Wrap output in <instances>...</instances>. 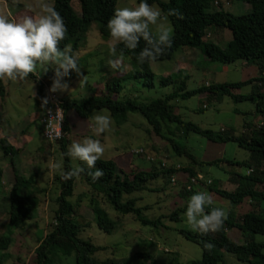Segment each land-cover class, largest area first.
Listing matches in <instances>:
<instances>
[{
	"label": "rangeland",
	"instance_id": "obj_1",
	"mask_svg": "<svg viewBox=\"0 0 264 264\" xmlns=\"http://www.w3.org/2000/svg\"><path fill=\"white\" fill-rule=\"evenodd\" d=\"M52 1L48 0L49 3ZM227 3L222 0L221 7L210 5L206 10L221 9L235 15L247 13L250 10V5L241 0H228ZM138 4L134 0H116L115 8H134ZM35 5L36 0H0V13L11 19L15 12L23 10V8L28 9V6L39 11ZM71 6L74 12L79 13L77 0H72ZM150 6L158 8L154 4ZM162 16L166 17L164 14ZM166 23L170 25L168 19H166ZM150 27L154 32V26ZM206 32L210 33V36L205 35L203 39L213 42L221 48L231 38V32L226 28L211 26ZM111 43V37H102L97 30V24L91 22L84 33L83 43L77 50L78 65L82 75L77 76L76 74L69 80L63 78L61 82L67 81L68 89L48 93L49 96L54 95L58 99L69 102L79 101L89 96H100L103 93L104 79L115 76L121 78L122 86L121 91L114 96L116 100H131L145 104L156 98H163L173 91L174 85L161 86L158 84L159 79L167 75L177 80L186 79V90L202 88L206 83L243 81L259 75L257 66L252 62L244 60H236L231 63L211 62L199 50L182 46L172 53L170 59L149 64L153 73L154 85L148 89L143 87L140 81L131 77L130 74L134 70V66L127 56L124 55L123 61L127 66V71L111 69L108 61L119 56V54L116 56L111 54L109 48ZM56 66L55 63L44 65L38 63L35 73L32 74L36 75L37 77H35L40 81L53 82L50 74L54 77ZM83 76L86 78V82L81 86L80 79ZM3 83L5 93L0 99V138L7 136L9 141L16 145L17 154L15 158L13 157V162L15 160L14 165L20 173L25 177L34 173V177L23 191L30 197L32 218L25 221L20 228L7 227L6 188L11 184L8 182L11 178L8 169L10 164L8 157L3 156L0 149V168L5 173L2 179L3 190L0 192V235H9L11 238L8 248L0 249V255H5L2 264H32L34 248L52 225L53 210L56 207L54 198L59 190L54 177L62 170L63 155L58 143L45 140L39 129L36 128L37 107L36 98L33 95L35 92L34 80L28 76L24 80L15 82L3 80ZM256 85L257 82L253 81L242 86L238 92L249 94L256 89ZM217 98L208 97L207 93L199 92L187 98L177 97L170 100L169 103L173 106V113L178 115L181 120L191 122L203 129H210L214 134H222L220 131L225 130V134L240 135L243 132L247 135L264 119V112L262 115L254 112L255 103L251 100L235 102L226 95ZM96 114L110 116L106 109L93 111L88 118L78 116L73 109H68L65 112L63 121L68 127L66 150L68 152L73 142H82L85 138L99 140L105 148L104 155L100 159L114 161L116 172L120 175L121 172L128 173L136 168L149 170L152 164L159 169V161L166 165L177 163V165L185 166L188 164L196 169L202 177L204 175V181L214 180L221 189L231 191L234 189L233 183L229 179L231 172L245 175L249 170L246 164L235 165L227 162H247L250 158V153L234 142H212L194 132L185 134L181 127L174 124L162 123V134L172 137L198 161L222 159L217 165L193 164L186 156L175 155L167 141L153 133H147L145 121L139 113L128 112L127 120L120 124H117L110 116V130L100 135L93 131L92 117ZM146 156H152L153 161L148 162L145 159ZM56 163L61 165L59 169L52 167ZM69 164L72 168L87 167L83 162L71 157H69ZM262 167L264 168V164ZM6 173H8L7 176ZM173 176L176 181L178 180L174 184L166 183L164 181L166 178L160 174L156 178L146 181L142 189L121 196L122 202L127 199H135V206L140 208L143 218L156 221L161 217L153 225L141 223L130 213L125 215L117 213L109 204L105 203L101 195L89 189L81 176L75 177L72 195L68 200L73 203V217L80 222L88 223L80 228L78 237L89 241L95 248V251L90 254L93 260L109 259L114 264H187L200 257V249L177 232L178 229L193 230L187 223L186 211L179 214L177 221L169 220L167 215L175 208L183 207L185 203H188L189 198L198 192L211 195L213 199L211 208H223L228 214L227 217L231 219H235L250 208V203L246 199L240 204H232L207 187L181 197L178 194L182 188L181 182L187 176L181 171L175 172ZM260 205L261 209H264V204ZM96 208L101 209L106 217L114 222L115 228L111 233H104L96 226L93 220ZM225 233L236 244L244 242L241 232L236 228L226 229ZM253 238L254 241L264 245V233L255 234ZM262 252H264V247ZM136 253H145L147 257L138 256ZM73 259L71 254L62 258L61 263L71 264ZM223 259L226 264H247L238 260L232 253L223 252Z\"/></svg>",
	"mask_w": 264,
	"mask_h": 264
},
{
	"label": "trees",
	"instance_id": "obj_2",
	"mask_svg": "<svg viewBox=\"0 0 264 264\" xmlns=\"http://www.w3.org/2000/svg\"><path fill=\"white\" fill-rule=\"evenodd\" d=\"M72 0H53L52 4L55 10L62 16L67 27L66 38L61 41L60 48L64 49L69 46L72 54L75 55L84 40V33L91 22L97 24L99 34L104 37H110V31L107 23L113 17L116 10V0H77L79 5V13L74 12L71 6ZM140 3V0H134ZM250 5V10L243 14H232L224 10L207 11L211 0H146L149 5H156L164 14L173 28L172 46L165 49L157 61L170 59L172 53L179 47L186 46L194 48L211 62L231 63L236 60H244L254 63L258 70L257 77L248 78L243 81L222 82L208 84L202 88L186 90L185 80H177L170 75L161 77L158 84L161 86L174 85L172 92L163 98H156L145 104L136 103L131 100L119 101L114 98L121 91V78L109 77L104 79L103 93L100 96H89L79 101L61 100L63 114L68 109H73L76 114L82 118H88L93 111L106 109L110 116L117 124L127 120L128 112L139 113L146 124V132L153 133L157 137L167 141L172 151L177 156L184 155L193 164H214L217 165L222 159H214L210 161H198L186 148L173 140L172 137L164 136L161 132L162 123H170L181 127L185 134L194 132L216 143L234 142L237 146L242 147L250 153L247 162L227 161L230 164L240 165L246 164L248 172L245 175L231 172L230 181L235 185L231 191L221 189L214 180H210L208 185L204 181H198L193 184L189 190H186L183 184L190 177L200 174L192 166L186 164L182 166L177 163L166 165L159 161V169L152 164L149 170H141L136 168L128 173L121 175L116 172V165L110 159H99L96 167L91 169H102L104 176L99 180L93 181L88 175L89 169L85 167V171L79 176L82 177L84 183L89 189L101 195L105 203L109 204L114 211L121 215L132 214L135 219L143 224H156V221H149L141 216L140 208L135 206V199H127L121 201L122 194H131L143 188L146 181L162 175L166 183L170 182V176L175 172H183L186 179L182 180V188L178 193L181 197L187 196L197 189L207 187L222 198H226L232 204H240L244 199L249 201L250 208L247 212L238 215L235 219L228 218L225 220L223 227L213 233L203 234L199 231L178 229L177 232L185 239L196 244L200 249V257L189 261L187 264H226L223 259V252L232 253L236 258L247 264H264V245L254 241L255 234L264 233V209L260 204H264V119L260 121L257 127L252 128L249 134L240 135L225 134V130H221L222 134H214L210 129H203L191 123L184 122L180 117L173 113L170 100L179 98H187L199 92L207 93L208 97L212 96L216 99L224 95L229 96L233 101L251 100L255 103L254 112L261 114L264 112V0H241ZM170 10H176L183 18L175 15H169ZM25 14H31L28 9L15 12L11 19L18 20ZM226 28L231 32L230 40L223 46L205 41L207 27ZM146 46V42L141 39L135 50L125 48L123 43L116 45L117 53L123 51V55L127 56L134 66L131 77L140 81L145 88L153 87V73L150 70L148 62L139 63L137 57L140 51ZM76 76L74 71L70 72L67 80ZM35 83L36 107L39 116L46 106L49 105L48 96L44 93L42 83L33 75H29ZM253 81L257 82L256 89L249 94H241L238 90ZM5 93L3 80H0V99ZM48 99V104L41 107L42 98ZM41 128V127H40ZM62 130L65 135L68 134V127L65 121L62 124ZM169 133V130H167ZM172 134V133H171ZM171 136V135H170ZM66 137L56 140L63 155V165L61 172L54 177L58 183V193L54 198L56 204L52 215V225L50 230L40 238L38 244L33 250L32 264H69L61 263L62 258L73 255L71 264H114L113 261L106 259L102 261L93 260L90 254L95 251L93 245L84 239L78 237V232L82 226H86L87 222H80L73 217V203L68 200L72 195L73 183L75 177L70 180H64L62 174L72 169L69 164V157L66 155ZM0 149L3 156L8 157L12 171V182L6 190L8 199V207L6 212V226L20 228L24 222L32 218V203L30 197L23 191L32 182L34 173L25 177L20 173L14 165L13 157L17 154L14 148L6 139L0 138ZM148 157V156H146ZM148 162L153 161L152 156L146 158ZM226 161V160H225ZM201 175V174H200ZM204 177V175H203ZM186 181V182H185ZM175 182H178L175 181ZM184 182V183H183ZM2 169L0 168V192H2ZM188 203L183 207L175 208L169 215V220H179V214L187 210ZM211 211V206L205 207V212ZM96 226L104 233H111L115 224L109 220L101 209L94 210L93 218ZM236 228L244 238L242 244L232 242L226 236V229ZM11 242L9 235H0V249L6 250ZM211 244L208 248L205 245ZM138 256H145V253H136ZM4 254L0 255V264L3 263Z\"/></svg>",
	"mask_w": 264,
	"mask_h": 264
},
{
	"label": "clouds",
	"instance_id": "obj_3",
	"mask_svg": "<svg viewBox=\"0 0 264 264\" xmlns=\"http://www.w3.org/2000/svg\"><path fill=\"white\" fill-rule=\"evenodd\" d=\"M35 8L39 11L28 6V11L33 14H25L18 20H12L0 13V80L13 82L24 80L35 73L38 63L40 65L55 63L57 66L50 91H65L69 85L67 82H61L64 77H68L72 71L77 76L82 75L78 57L72 54L69 46H65L63 50L60 48L61 41L67 35V27L54 5L48 0H36ZM169 15L183 18L176 10H170ZM166 19L158 8L150 6L146 0H140L138 6L134 8H117L107 23L112 40L109 46L111 54L116 56L118 43H123L129 50H135L143 39L146 46L140 51L137 60L141 64L155 63L164 54L165 49L172 46L173 28L166 23ZM150 26H154V32ZM123 61L124 55L121 51L116 59H110L108 63L114 71H127ZM85 82L86 78L83 76L80 85L83 86ZM47 104L48 99L42 98L41 107L44 108ZM55 117L61 122L64 118L63 109L57 108ZM92 120L93 131L97 135L110 130V116L96 114ZM60 135L61 131H56L55 137L59 138ZM104 152L105 148L99 140L85 138L82 142H73L66 155L86 164L89 169L88 175L96 181L105 173L102 169L95 171L91 169L96 167V162ZM52 167L59 169L61 165L56 163ZM84 171L82 167H74L64 172L62 178L70 180ZM212 204V196L205 192H198L189 198L186 218L194 231L203 234L215 233L223 227L228 214L223 208L218 207H213L206 213L205 207ZM205 246L212 247L211 244Z\"/></svg>",
	"mask_w": 264,
	"mask_h": 264
},
{
	"label": "built area",
	"instance_id": "obj_4",
	"mask_svg": "<svg viewBox=\"0 0 264 264\" xmlns=\"http://www.w3.org/2000/svg\"><path fill=\"white\" fill-rule=\"evenodd\" d=\"M48 99H49V105L44 108V110L39 116L38 121L41 127L42 137L48 142H53L60 138L66 137V135L63 133V130H62L63 120L59 122V120L55 117L56 109L57 108L62 109L61 100L56 98L54 95L48 96ZM58 130L61 131V135L59 138H56L55 133ZM147 158L149 159V157ZM201 180L204 181L203 177L200 174H196L195 176L190 177L187 182L185 181L186 184L183 182L184 183L183 186L185 187L186 190H189L193 184H197L198 181H201ZM175 181H176L175 177L173 175L170 176V182L174 184ZM209 183H210V180L204 181L205 185H208Z\"/></svg>",
	"mask_w": 264,
	"mask_h": 264
},
{
	"label": "crops",
	"instance_id": "obj_5",
	"mask_svg": "<svg viewBox=\"0 0 264 264\" xmlns=\"http://www.w3.org/2000/svg\"><path fill=\"white\" fill-rule=\"evenodd\" d=\"M218 1V2H217ZM211 0V2H210V5H213V6H217V7H221V4H222V0ZM215 2H216V4H215ZM228 2V0H225V3H227ZM228 4V3H227ZM248 4V3H247ZM209 5V6H210ZM246 6H248V5H246ZM213 11H215V10H213ZM32 14V13H31ZM208 29V27L206 28V30ZM206 35L209 37L210 36V33H207L206 32ZM213 43V42H212ZM215 44V43H214ZM186 55V54H185ZM74 56H76V57H79L78 56V52L77 53H75V55ZM50 72H52V71H50ZM36 76V75H35ZM50 76L54 79V77H53V75H51L50 74ZM37 77V76H36ZM39 81H40V79H38ZM42 81V80H41ZM40 81V82H41ZM67 82V81H66ZM42 83V85H43V90H44V93L47 95V96H49V94L48 93H51V91H50V87L52 86V81H42L41 82ZM206 85H208V83H206V84H204V86H206ZM34 97H36V95H35V92H34ZM38 115H39V113L37 112V114H36V116H35V120H36V122H37V126H36V128L37 129H39V132H40V134H41V128H40V125H39V121H38ZM33 122V121H32ZM35 128V129H36ZM34 129V130H35ZM19 134V133H18ZM68 135V134H67ZM67 135H66V137H67ZM6 137V139H7V141L14 147V148H16L17 149V147H16V145H14L12 142H10L9 141V137H7V136H5ZM10 140H11V138H10ZM16 156V155H15ZM15 156H14V158H15ZM14 162H15V160H14ZM10 166V165H9ZM10 171H9V174H10V176H11V178L9 179L10 181L12 180V178H13V175H12V171H11V167H9L8 168ZM7 174L8 173H6V176H7ZM5 176V173L3 172V170H2V179H3V177ZM10 181H8L9 183H11ZM233 187H235V185L233 184L232 185ZM9 188V186L6 188V190Z\"/></svg>",
	"mask_w": 264,
	"mask_h": 264
}]
</instances>
